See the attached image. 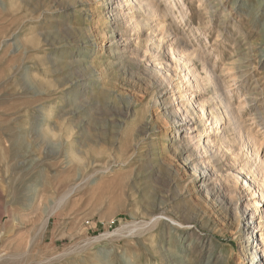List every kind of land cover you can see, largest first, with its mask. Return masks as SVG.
<instances>
[{"label":"rangeland","instance_id":"obj_1","mask_svg":"<svg viewBox=\"0 0 264 264\" xmlns=\"http://www.w3.org/2000/svg\"><path fill=\"white\" fill-rule=\"evenodd\" d=\"M123 5L109 21L94 0H0V264H247L241 209L264 245V0ZM169 100L193 128L178 150Z\"/></svg>","mask_w":264,"mask_h":264},{"label":"bare ground","instance_id":"obj_2","mask_svg":"<svg viewBox=\"0 0 264 264\" xmlns=\"http://www.w3.org/2000/svg\"><path fill=\"white\" fill-rule=\"evenodd\" d=\"M22 0H9L10 6L11 7H17L19 8L20 3ZM97 4H99V6L101 7L102 11L104 12V14L106 15L107 19L109 21H112L114 19H116V17L120 14V11L123 9V1H127V0H94ZM76 3V2H75ZM81 3V2H80ZM68 6V5H66ZM70 6V5H69ZM71 7V6H70ZM104 17V16H103ZM119 19V18H118ZM106 22V21H105ZM109 23V22H108ZM159 23V22H158ZM161 23V22H160ZM159 23V24H160ZM157 24V26L159 25ZM162 24V23H161ZM160 24V26H161ZM163 27V26H162ZM161 27V29H162ZM159 29V26L157 27ZM116 30V29H115ZM120 30V29H119ZM104 34V33H102ZM106 34V33H105ZM125 41H127V39L124 37ZM78 40V39H77ZM108 40H109V45L107 46L108 50H111L112 54H116L119 53L118 50L122 49L124 46L123 40L121 39V36H117L116 33L114 32V30H112L111 34L108 36ZM104 41V40H103ZM102 41V42H103ZM107 41V40H106ZM19 48V47H18ZM113 49V50H112ZM106 50V49H105ZM182 50V49H181ZM114 51H117L114 53ZM122 51V50H121ZM110 52V51H109ZM125 52V51H124ZM123 53V51H122ZM25 55V54H24ZM108 55V54H107ZM107 58V57H106ZM173 58L178 61V58H176L173 55ZM109 62V61H108ZM193 66V65H192ZM25 67V66H24ZM26 69V68H25ZM26 71V70H25ZM186 78L184 80H180L176 85H175V92L173 93V98L172 100H179L180 98H182V94H185V90H188L187 88H191L192 85V81L194 79L192 73L190 71L187 72ZM77 79V78H75ZM87 79V78H86ZM90 79V78H89ZM88 79V80H89ZM69 81V80H68ZM79 80H72L69 81L68 83H70L68 85V89L65 91L66 94H68L69 92H71L74 87L71 85H74L76 83H78ZM67 82V81H66ZM87 82V81H86ZM85 83V82H84ZM160 90V89H159ZM195 92V89H193ZM161 91V90H160ZM159 91V94H160ZM82 92V87H80V89H78V91L69 96V101L68 102H73L75 100H77L76 102H73L72 105H78L81 103V99L83 97V95H80ZM193 92V93H194ZM165 90L161 91V94H164ZM247 97V96H246ZM254 97V96H253ZM158 99V98H157ZM168 100V99H167ZM169 100L167 102L163 101V108L164 111H166V113H169L168 115L172 116L173 119V131H174V135L172 136V142L175 141L176 139H173L174 137L179 138V142L177 141L176 144L174 143L172 145L171 148H174L176 150H178L179 148H181L182 146H180V143L182 140H186L188 136V133L191 132V126L188 124L189 120H186V117H189L187 114L184 115L185 117L183 119H180L178 117V113L180 112V108L184 106V103L180 102V107H178L177 110H173L172 106H173V101ZM67 101V100H66ZM158 102V101H157ZM161 102V101H160ZM178 102V103H179ZM162 103V102H161ZM159 105V104H158ZM162 105V104H161ZM176 109V108H175ZM170 110V111H169ZM222 111L220 113H217L215 115L216 119L214 121V123L220 122L222 119ZM77 114V113H76ZM180 114V113H179ZM72 117V116H71ZM171 117V118H172ZM68 118V117H67ZM68 122V121H67ZM66 126V125H65ZM264 130V129H263ZM76 131H73V128L70 127L67 130V137L68 141L71 143V149L73 148V145L75 143V139H74V135H75ZM81 133V132H80ZM189 140V139H188ZM69 143V144H70ZM183 145V144H182ZM188 145H185L184 147H186ZM89 147V146H88ZM196 147V146H195ZM188 148V147H187ZM197 148V147H196ZM198 151V150H197ZM205 156V154L203 155ZM208 157V156H207ZM198 158L197 157H193L191 159H187L186 163H187V167L189 168V170H191L192 175L195 176V179H197V186H199L200 190L204 191L206 193V197H217L223 201L226 200L225 194H221L219 192V186H216L215 183L212 182V180L210 179L208 170H206L204 167V165L202 167H200L203 163H205V160L200 161L201 165H198ZM195 164V167H191L190 165ZM217 184V183H216ZM198 188V187H197ZM221 188V187H220ZM199 190V189H198ZM207 197V198H208ZM224 197V198H223ZM227 202V201H226ZM232 203V202H231ZM230 203V201H228L229 207L232 206V204ZM220 204V203H219ZM231 205V206H230ZM152 207H154V202L149 200L148 201V208H150V210H152ZM160 207V206H159ZM225 208V207H224ZM232 208V207H231ZM238 208V207H237ZM226 209V208H225ZM229 209V208H228ZM145 213V211H143ZM151 212V211H150ZM147 215L150 216L151 213L147 212ZM147 216V217H148ZM159 216V215H158ZM234 216V215H233ZM248 213L247 211L243 208L240 211V222H242V226H241V232L244 233V239L241 243V250L244 252V256L245 258H249L247 264H261L260 263V256L258 255L259 253H262L263 257H264V245L262 243H257L256 240H254V234L256 233V229L258 228L259 230L261 229L258 224L256 223L255 220L251 221V219H253V216L250 217V221L248 220ZM151 217V216H150ZM148 217V218H150ZM156 218V217H155ZM148 220V219H147ZM233 220V218H232ZM234 221V220H233ZM174 223V222H173ZM180 224V223H179ZM181 226V225H180ZM162 233V232H161ZM155 234V233H154ZM162 238V236H159L156 240L153 238V236H150L149 239V247L150 249L154 252V253H158V258L161 261L165 260V252L164 250L157 245L158 243L161 241L160 239ZM248 254V255H247Z\"/></svg>","mask_w":264,"mask_h":264}]
</instances>
